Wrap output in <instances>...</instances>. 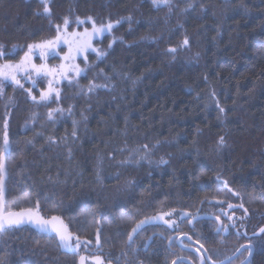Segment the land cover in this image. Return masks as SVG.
<instances>
[{"label":"trees","instance_id":"16d2710c","mask_svg":"<svg viewBox=\"0 0 264 264\" xmlns=\"http://www.w3.org/2000/svg\"><path fill=\"white\" fill-rule=\"evenodd\" d=\"M88 19L116 24L79 72L0 78L5 209L61 217L80 241L95 240L99 223L120 258L142 264L149 253L126 241L156 212L225 220L240 198L264 212V0H0V66ZM215 227L182 231L222 260L239 241ZM0 264L78 262L54 235L22 227L0 233Z\"/></svg>","mask_w":264,"mask_h":264},{"label":"flooded vegetation","instance_id":"af4514ba","mask_svg":"<svg viewBox=\"0 0 264 264\" xmlns=\"http://www.w3.org/2000/svg\"><path fill=\"white\" fill-rule=\"evenodd\" d=\"M231 193L238 200L237 194L232 191ZM227 202L225 209L227 218L225 217V220L221 216L209 214L222 221L221 228L215 220L198 219V221H214L216 225L215 234L230 238L229 240L235 238L239 241V245L233 252L222 258V260H216L209 255L200 242L199 234L194 233L195 231L193 233L182 231L184 222L189 223L191 229H193L198 223V221L193 222V224L190 223L193 217L198 214L208 215L199 211L195 214L190 213L187 219H180L182 214L180 212H156L155 215H164L161 217L162 219H158L153 224H147L135 235H132L134 228L137 226L135 224L126 245L148 252L151 260L149 259L147 264H152L155 257L162 259L166 262L165 264H222L225 260L233 257L234 254L236 256L232 260L223 264H264V212L247 206L241 198L238 202L232 200ZM221 206H224L222 202ZM234 214L238 215V220L233 225L232 218ZM97 227L95 238L98 233L99 241L97 238L95 240L80 241L69 232L73 241H75L73 243L75 246L73 254L77 255V262L80 258H83L85 264H142L126 257L124 259L120 258L117 255V249L121 246L115 244L117 242L115 239L102 237L103 227L101 224L98 223ZM157 243L160 244L161 249L157 246ZM170 249L173 259L171 263H168Z\"/></svg>","mask_w":264,"mask_h":264},{"label":"rangeland","instance_id":"374dc122","mask_svg":"<svg viewBox=\"0 0 264 264\" xmlns=\"http://www.w3.org/2000/svg\"><path fill=\"white\" fill-rule=\"evenodd\" d=\"M48 5L50 0H43ZM115 22L96 25L94 20L65 21L53 39L34 44L26 51L20 65L0 66V78L14 81L23 71L47 75L50 82L68 78L80 69V59L94 51V43L111 31ZM8 211V210H7Z\"/></svg>","mask_w":264,"mask_h":264},{"label":"water","instance_id":"95a60500","mask_svg":"<svg viewBox=\"0 0 264 264\" xmlns=\"http://www.w3.org/2000/svg\"><path fill=\"white\" fill-rule=\"evenodd\" d=\"M4 124V135H3V157L8 153L9 150V130H8V124H9V117L7 116ZM1 181H0V233L4 232L8 228H22V227H28L36 230L39 233H45L50 236H55L56 239L59 242L61 251H65L68 253H74L75 246L73 243L72 237L69 234L68 228L62 220L61 217L58 216H52L51 218H45L39 215L38 209H20L18 211H7L5 209V180H6V170H5V164L4 161H2V168H1ZM164 215H155L151 218L142 220V222L136 224L137 226L134 228L132 235H135L138 231L142 229V227L146 226L147 224H153V222L158 221V219H162ZM190 216L189 212H184L181 214L180 219H187V217ZM198 219H212L218 222L219 228L222 226V221H220L217 217L212 215H197L196 217H193L190 221V223L193 224V222L198 221ZM97 240L98 233L96 236ZM97 241V242H98ZM236 255L234 254L233 257L225 260L223 263H226L230 260H232ZM79 264H85V261L83 258H80L78 260Z\"/></svg>","mask_w":264,"mask_h":264}]
</instances>
